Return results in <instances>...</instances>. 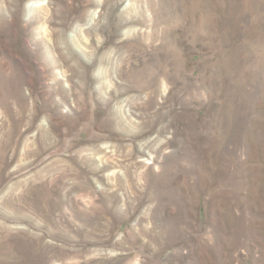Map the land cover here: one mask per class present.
<instances>
[{"label": "rangeland", "instance_id": "1", "mask_svg": "<svg viewBox=\"0 0 264 264\" xmlns=\"http://www.w3.org/2000/svg\"><path fill=\"white\" fill-rule=\"evenodd\" d=\"M0 264H264V0H0Z\"/></svg>", "mask_w": 264, "mask_h": 264}, {"label": "bare ground", "instance_id": "2", "mask_svg": "<svg viewBox=\"0 0 264 264\" xmlns=\"http://www.w3.org/2000/svg\"><path fill=\"white\" fill-rule=\"evenodd\" d=\"M61 53V52H60ZM28 57V56H27ZM61 60H63V61H65L64 59H65V55L63 54V53H61ZM64 58V59H63ZM55 60V62H57V59H54ZM30 62V61H29ZM27 63H28V61H27ZM53 64H51V62H50V65H45V66H43L44 68H47L49 71H52V66ZM70 68L72 69L73 68V66L72 65H70ZM77 71V73H79L78 75L80 76V78L82 79L83 77H84V71H82V70H79L78 71V69L76 70ZM84 79V78H83ZM58 83V82H57ZM82 84V83H81ZM58 91V90H57ZM38 126H40V125H38ZM41 127V126H40ZM42 128H40L39 130H38V132H39V134H40V139H41V142H43V143H47V141H48V139L46 140V138H44V137H42V131H40ZM36 139L38 140V137L36 136ZM50 144V143H49ZM47 145V144H46ZM49 147H50V145H49ZM47 149V148H46ZM35 160V159H34ZM77 172V171H76ZM89 172L90 173H94V168H92V169H90L89 170Z\"/></svg>", "mask_w": 264, "mask_h": 264}]
</instances>
